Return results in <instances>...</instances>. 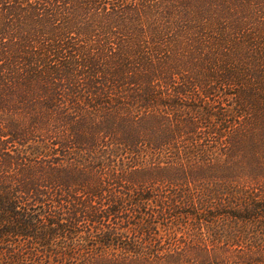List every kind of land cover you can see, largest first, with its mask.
<instances>
[{
    "label": "trees",
    "instance_id": "16d2710c",
    "mask_svg": "<svg viewBox=\"0 0 264 264\" xmlns=\"http://www.w3.org/2000/svg\"><path fill=\"white\" fill-rule=\"evenodd\" d=\"M0 11V140L26 161L50 141L77 172L0 181V264H232L209 246L223 221L251 224L236 257L264 264V0Z\"/></svg>",
    "mask_w": 264,
    "mask_h": 264
},
{
    "label": "rangeland",
    "instance_id": "374dc122",
    "mask_svg": "<svg viewBox=\"0 0 264 264\" xmlns=\"http://www.w3.org/2000/svg\"><path fill=\"white\" fill-rule=\"evenodd\" d=\"M3 11V10H2ZM0 11L2 14H6ZM4 16L0 15V25L3 26L6 22L3 18ZM11 105L16 108L14 101L13 104H5ZM13 112V111H12ZM15 112L19 113L18 110ZM11 113V112H9ZM0 120H1V111H0ZM40 145V146H39ZM21 144L13 143V142H6L0 140V178H2L1 182H8L11 180L17 179L19 183L13 187V189L18 190L19 194H27L29 190H41V185H48L50 182V178L52 176H56L61 190H67L68 186L70 185L67 183L69 181V177H75L77 172L73 167L74 157L71 156L72 159L62 157L61 156V147L56 144V148H59V151L54 153L50 152V141L43 142L42 144L34 143L29 141L27 143V154L24 157L19 156V147ZM34 146V149H33ZM41 150V151H40ZM37 157V160L30 164V166H23L22 162L28 163L29 159ZM81 163H83L81 161ZM79 164V163H78ZM77 164V165H78ZM80 176V173H79ZM64 178V182H63ZM48 182V183H47ZM52 191H56V187H49ZM48 190V189H47ZM32 196V195H28ZM36 196V195H34ZM191 220V219H189ZM187 220V221H189ZM223 234L220 236L219 239L214 238V235L210 236L209 238V246L215 247L219 249L223 256L229 257L230 262L232 264H243L240 258L236 257L244 252L251 253V224H248L245 229H242L239 224H230L222 222ZM232 227V229L237 231V238L232 240L226 236L228 233V229ZM226 233V234H225ZM225 234V235H224ZM180 236V234H177ZM247 264H251L247 263Z\"/></svg>",
    "mask_w": 264,
    "mask_h": 264
}]
</instances>
